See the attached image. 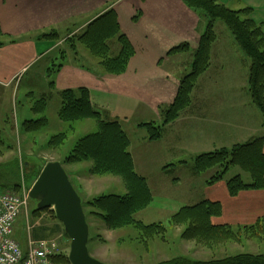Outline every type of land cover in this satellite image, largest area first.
Segmentation results:
<instances>
[{
	"label": "rangeland",
	"instance_id": "374dc122",
	"mask_svg": "<svg viewBox=\"0 0 264 264\" xmlns=\"http://www.w3.org/2000/svg\"><path fill=\"white\" fill-rule=\"evenodd\" d=\"M119 2L120 0H114V5L116 6ZM182 3L184 4V0H125L119 6L113 8L119 24V35H124L126 45L133 49V54L129 57L123 73L105 72L99 65V60L96 56L85 48L79 40V43L73 42L76 49L73 53L69 50L66 57L67 61L71 59L73 62H80L79 68L83 66L86 69H96L99 73L98 75L119 76L124 74L131 61H133L130 65L131 68L138 67L143 72L151 69L152 74L149 75V83L146 85L148 88L143 86L145 83L143 79H147V76L145 74L141 76L136 75L135 79H140L142 85L135 82L132 88L128 89L126 86L120 87L121 91L118 92V99L116 101L105 100L106 97L111 95L115 87L109 84L104 85V88L109 90L104 92V96H99L101 99L95 101V109L101 114L102 119L106 121H112L111 119L118 121L121 128L129 135L128 150L133 155V157L131 156L133 169L138 175L142 174L147 177L146 179L140 175L144 178L151 193H153L152 190L155 188L163 187L161 186L163 182L159 181L161 175L156 171L146 172V170H143V172L141 171L142 169L140 170L142 168L140 165L157 163L163 159L164 163H171L175 166V168H172V165L165 166V173H163L166 180L171 184L170 195L177 196V199L175 201L172 200L170 204L172 213L158 211L157 209L160 207L158 202L165 197L153 195L152 201L148 205L149 208H145L133 215V218L137 222H142L143 225H148L152 222L161 223L165 228L162 233L146 232V230L135 228V226L113 229L96 217L100 213L97 207L88 206L86 208L88 213L87 219L90 224V236L87 244L88 251L93 258L107 264H158L178 257L190 260H210L237 253L264 254V234H262V230L257 233L249 232L248 235L241 232L238 235L240 237L238 238L239 240L216 239L202 241L194 238L185 239L181 236L185 225L173 224L170 221L171 216L185 206L194 205L204 200L206 189L211 188L205 186L208 185L206 181L212 179V176L218 173L221 167L216 166L210 170L197 172L194 165L198 154H195L193 150L189 153L186 151L180 152L177 149L178 144L176 149L172 145L173 149L170 150L169 144L171 142L174 143L170 133L165 135L163 143H161L162 147L157 145L154 151L155 146L152 142L149 144L148 141L156 140H150L146 129L138 126L139 123L151 121L155 125L162 124L181 80L192 70L194 53L198 47L200 36L206 28L208 17L204 12L200 10H193L192 12L190 8L189 14H193V16H191L188 22L193 26L196 23L197 30L194 35L198 38L196 40L191 39L190 42L185 40L186 37H190L191 33L187 34L188 36L185 35L184 38L180 34L177 37V28L183 23L180 17L183 18L182 15L187 14L180 7H177V5L180 6ZM159 29L160 32H158ZM185 29L190 30L189 27H182V30ZM212 31L215 34V40L210 45L208 63H206L207 68L203 72L215 61L211 56L214 47L220 48L226 54H230L233 57V60L230 61V68L235 69L233 72L238 74L239 79L237 84H229L231 76H225L223 82L219 84L224 83V92L226 94L230 85H238V88H241L239 91L241 95L240 100L244 101L247 98L246 90H248L247 79L250 58L241 49L234 35L221 19L218 18L214 21ZM164 40L171 44L165 53L162 51V42ZM0 41L3 43L7 42L5 36L0 38ZM182 43L188 45V50L169 53L171 48ZM109 46V57H116L121 50V44L118 42L117 37L109 42ZM67 48L71 49L72 47L66 46ZM236 52H240L241 57L234 55ZM52 56L51 54L50 59L48 58L46 61L48 63L46 66H50L51 72H48V70L45 73L40 72V74L33 75V71H29L28 67L20 74L17 80L12 81L9 85L4 86L0 82V186L2 184L15 186L19 184L20 187L16 191H7L28 195L29 189L37 178V173L41 171L43 166L50 161H59L63 162L65 171L69 174L70 179L76 185L84 200L100 194L125 192L126 189L121 176L113 174L94 175L90 171L94 166L93 159L82 157L74 162L65 160V155L73 151V145L80 136L97 130L98 125L94 118H86L73 122H64L59 119L58 112L61 106L60 92L53 89L49 83L56 82L59 77H63L67 78V85L69 88H72L80 84L82 73L74 71L76 75H73L70 72L63 71L59 76L57 71L55 72L52 67L57 68V65L63 63L61 62L59 53L56 55V58L53 57L54 59H51ZM155 61L162 68L160 75L157 73L158 69H155L153 65ZM246 63L247 69L245 70L243 65L246 66ZM36 69L37 67L34 70ZM36 71L38 72V70ZM201 74L197 76L194 82L189 96V104H191V99L195 101L200 97L201 86L197 88L194 94L192 92ZM93 94L98 96L100 91L93 89ZM141 97L145 101H142ZM248 98L251 100L250 94ZM145 103L154 104V106H146L144 105ZM252 104L255 106L253 102ZM257 110L260 113L258 108ZM229 113L226 111L222 114L228 116L231 120ZM248 116L251 118L250 115ZM32 121H36V123ZM58 126L59 128H57ZM59 132L66 133L67 136L64 143L60 145L55 138V135ZM143 133L146 134L147 138L142 139V141L141 135ZM146 140H148L147 143ZM143 143H146V147L144 148L142 146ZM144 152L148 153L143 154ZM159 153L162 156H159ZM16 170L19 171V179H16L18 177ZM238 174L245 182L249 181L248 174L238 166L231 167L223 179L227 182L228 179ZM186 176H188L187 179ZM178 178L182 180L181 182L179 181L177 187H174V181ZM162 180L164 181L165 179L162 178ZM199 196H202L200 201L195 202ZM185 200L189 202L184 205ZM190 200H192L193 204H190ZM36 205L37 202L30 199L26 210L19 215L18 221L14 226L13 235L22 245L23 249L27 248V241L30 237L28 230H33L34 222L40 221L42 224L45 222L48 226H55L58 221L55 219L56 216L52 208L42 212L37 217L32 216L30 208H35ZM27 224L31 228L27 229ZM261 224L264 226V221ZM60 236L62 237L63 233L59 231L49 236V238L53 237L57 239ZM69 244L70 240L67 241L63 237L61 249L67 257L69 254ZM109 260L112 262H109Z\"/></svg>",
	"mask_w": 264,
	"mask_h": 264
},
{
	"label": "trees",
	"instance_id": "16d2710c",
	"mask_svg": "<svg viewBox=\"0 0 264 264\" xmlns=\"http://www.w3.org/2000/svg\"><path fill=\"white\" fill-rule=\"evenodd\" d=\"M184 3L192 10L204 12L208 17L206 28L200 36L198 47L194 53L192 70L181 80L175 97L169 109L166 111V116L162 124L155 125L151 121L139 123L138 126L146 129L150 140H157L161 137L164 126L176 119L179 112L189 105V96L194 82L197 76L207 68L206 63H208L207 59L210 45L215 40L212 27L214 21L218 18L226 24L241 49L250 58L247 79L248 91L252 102L261 113L262 124L264 125V31L262 25L257 24L252 19L250 15L252 8L247 6L240 9H232L220 0H184ZM53 35L56 36L53 32L44 34L47 37H52ZM123 36L119 35V24L116 19V13L113 9H109L91 21L83 33L76 38L96 56L99 60V65L105 72L120 74L125 71L127 61L133 54V49L126 45L125 37ZM115 37H117L118 42L121 44V50L116 57L112 58L109 57V42L114 40ZM72 42L74 41L72 40ZM3 44L0 41V45ZM70 46L74 45H71L70 42ZM186 50H188V45L182 43L171 48L169 53ZM60 102L61 106L58 112L60 120L73 122L86 118H94L98 125L97 130L80 136L73 145V151L65 155V160L74 162L82 157L93 159L94 166L90 171L94 175H119L123 179L126 189L123 193L111 192L84 200L76 185L70 179L75 190L81 197L87 222L89 223L86 208L88 206H95L100 211L96 217L113 229L135 226V228H141L144 231L146 230V232L162 233L165 228L161 223L143 225L142 222H137L133 218L134 214L148 207L153 196L144 178L138 175L133 169L131 153L128 150L129 140L119 122L102 119L101 114L91 107L89 92L85 87L80 86L62 90L60 92ZM32 122L36 123V121ZM55 138L60 145L64 143L67 136L66 133L59 132L55 135ZM60 163L62 164L63 162ZM16 165L18 169V164L16 163ZM216 166H220L221 170L213 175L212 179L206 181L208 185L222 180L231 167L238 166L248 174L249 181L245 182L239 174L228 179L226 185L231 196H235L241 190L264 189L263 138L260 136L253 137L231 147H222L200 153L195 158L194 168L199 173ZM39 173H37V177ZM16 175H18L16 179H19V171L17 170ZM19 187V184L17 186L2 184L0 189L16 191ZM47 210L49 209L38 210L35 207L30 213L32 216L37 217ZM220 212L221 204L219 202L203 200L197 204L185 206L179 212L172 215L170 221L173 224L185 225L181 233V236L185 239L194 238L202 241L216 239L239 240L238 238L240 237L238 235L241 232L242 234L246 233L248 235L249 232L257 233L262 230V234H264V226L261 224L264 221L263 218L258 219L252 225H239L238 227L228 224H213L211 218L219 215ZM89 213L91 214V212ZM46 230L50 231L49 236L59 231L64 233L59 221H57L55 226H47ZM51 260L53 264H70L64 252L52 256ZM158 264H264V254L237 253L235 255L210 260H190L188 258L178 257Z\"/></svg>",
	"mask_w": 264,
	"mask_h": 264
},
{
	"label": "crops",
	"instance_id": "0c3cea01",
	"mask_svg": "<svg viewBox=\"0 0 264 264\" xmlns=\"http://www.w3.org/2000/svg\"><path fill=\"white\" fill-rule=\"evenodd\" d=\"M123 1L125 0H120L115 6L114 0H0V38L5 36L7 40L3 45H0V82L4 86L9 85L12 81L17 80L20 74L28 67L29 71H33V75L40 74V72L45 73L48 70V72H51L50 66H46L48 64L46 61L51 54L53 55L51 59H54L59 53L63 64L57 65V68L52 67V69L55 72L57 71L59 76L63 71L70 72L73 75H76L74 71H80L82 73V79L80 84L76 86L88 89L90 103L95 111V101L101 99L99 96H104V92L109 90L104 88V85L109 84L115 87L111 95L105 98L106 101H116L118 99V92L121 91L120 87L126 86L129 89L133 87L135 82L142 85L140 79H135L136 75L141 76L145 74L147 76V79H143L145 81L143 86L146 87L152 71L151 69H147L143 72L141 68H131L130 65L133 61H131L124 74L109 76L108 74L98 75L99 73L96 69H86L83 66L79 68L80 62L77 61L76 63V61L73 62L71 59L67 61L66 59L68 51L70 50L73 53L76 49V47L70 46V42L71 45L73 44L72 40L79 43L76 37L85 30L91 21L103 12L119 6ZM221 2L232 9L251 7L252 19L257 24H261L264 31V0H221ZM177 7H180L181 10L187 13L186 15H182L183 18L180 17L183 23L177 28V37L180 34L184 38L185 35L191 33L190 37H186L185 40L189 42L191 39L196 40L198 38L194 35L197 30L196 23L193 26L188 22L191 16H193V14H189L191 9L185 3L180 4V6L177 5ZM191 11L193 12V10ZM184 26L189 27L190 30H182ZM51 32L55 33L56 36H44V34H50ZM158 32H160V29ZM162 44V51L165 53L171 44L165 40ZM66 46L72 48L66 49ZM239 53L236 52L234 55L241 57ZM211 56L215 60L214 63L210 64L208 69L200 75L192 92L194 94L197 88L201 86L200 97L195 101L191 99V104L175 120L164 126L161 139L156 141L146 140V143L147 141L149 144L151 142L153 143L155 146L154 151L157 145L162 147L161 143H163L162 141L165 135L170 133L174 141V143L171 142L169 144L170 150L173 149L172 145L176 149L178 144L177 149L180 152L186 151L189 153L193 150L195 154H199L217 148L231 147L237 143H242L253 137L260 136L263 138L264 152V126H261L260 113L248 98V90H246L247 98L241 101L239 92L241 88H238V85H230L226 94L224 92V83L219 84L223 82L225 76H231L228 82L229 84H237L239 79L238 74L233 72L235 69L230 68V61L233 60V57L216 47L212 50ZM156 62L153 65L155 69H158L157 73L160 75L162 68ZM236 65L238 64L236 63ZM243 66L246 70L247 63L246 66ZM35 67H37L36 70L38 72L34 70ZM49 84L58 92L69 88L67 78L63 77H59L56 82ZM76 86L72 88H77ZM93 89L99 90L100 94L98 96L94 95ZM227 95L228 97H226ZM140 99L145 101L142 97ZM144 105L154 106V104L149 103H145ZM226 111L230 112L231 120L228 116L222 114ZM126 135L129 137L127 133ZM146 138V134L143 133L141 140ZM146 143L142 144L143 148L146 147ZM146 153L148 152H144L143 154ZM159 154V156H162L161 153ZM131 156L133 157L132 153ZM164 162L161 159L157 163L141 164L140 167L142 168L140 170L160 173L161 178L159 181L163 182L161 184L163 187L152 190V196L157 195L165 198L159 200L158 205L160 207L158 209H153L172 213L170 204L172 200L175 201L177 199V196L170 195L171 184L163 174L165 173V166L172 164ZM172 168H175V166L172 165ZM145 178L147 179V177ZM162 178L165 180L163 181ZM187 178L188 176H186ZM181 180V178L176 179L174 181V187H177ZM205 186L211 188L206 189V197L204 200L219 202L221 204L220 214L211 218L213 224L242 226L250 225L258 219L264 218V189L241 190L235 196H231L227 190L226 180L224 179L217 181L215 184ZM201 197L199 196L195 202L200 201ZM188 202L185 200L184 205ZM190 204H193L192 200H190ZM148 208L149 206L146 209ZM47 226L48 224L45 222L44 224L40 221L34 222L33 230H28L29 236L37 240L49 238L50 231L46 230ZM109 262L112 261L109 260Z\"/></svg>",
	"mask_w": 264,
	"mask_h": 264
},
{
	"label": "water",
	"instance_id": "95a60500",
	"mask_svg": "<svg viewBox=\"0 0 264 264\" xmlns=\"http://www.w3.org/2000/svg\"><path fill=\"white\" fill-rule=\"evenodd\" d=\"M29 197L37 201V209L52 207L55 216L70 238L68 259L71 264H107L93 258L87 247L89 225L81 198L59 161L44 165L29 190Z\"/></svg>",
	"mask_w": 264,
	"mask_h": 264
},
{
	"label": "built area",
	"instance_id": "2783aa9c",
	"mask_svg": "<svg viewBox=\"0 0 264 264\" xmlns=\"http://www.w3.org/2000/svg\"><path fill=\"white\" fill-rule=\"evenodd\" d=\"M27 201L24 193L0 191V264H51L50 256L58 251V240H34L24 253L13 237L14 224Z\"/></svg>",
	"mask_w": 264,
	"mask_h": 264
}]
</instances>
